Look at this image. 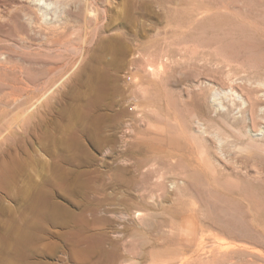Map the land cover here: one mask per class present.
Segmentation results:
<instances>
[{
  "label": "bare ground",
  "instance_id": "6f19581e",
  "mask_svg": "<svg viewBox=\"0 0 264 264\" xmlns=\"http://www.w3.org/2000/svg\"><path fill=\"white\" fill-rule=\"evenodd\" d=\"M153 1L134 0L142 8L150 6ZM113 2L114 0H0V87L4 88L3 94H0L2 111L4 109L0 114V191H5L10 198L15 197L18 205L17 209L7 206L0 197V264H48L49 262L29 261L34 258L31 255H45L47 251L54 254L61 248L66 250V257L63 260L61 258L59 264H70L73 260L75 264H117L123 256L122 251L128 250L126 243L131 236H145L152 241L147 248L145 241H142L138 256L154 263L264 264V253L258 251L259 247L254 249L223 239L210 244L202 240L196 241L193 227L195 217L183 218L188 227L175 245L166 242L161 237L160 228L151 225L156 215L152 213L146 216L143 212L159 210L157 195L153 192L144 195L138 189L132 194L134 179L128 177V169H117L110 184L104 179H96L92 170L82 169L93 158L88 152L90 150L87 151L88 148L83 145L84 136L90 137L101 147L105 142H115L116 138L106 136L110 134L104 135L102 131L110 121L111 126L117 127L115 125L121 112L105 114L104 108L108 107L104 106L111 107L113 102H106L108 96L121 91L116 82V70L125 63L127 52L135 49L134 44L126 37L130 31L123 25L126 21L122 22L121 36L111 35L112 30H115L112 26L116 22L112 25L107 19L110 18ZM117 2L123 3V0ZM197 8V22L218 15H237L226 4ZM117 23L120 22L117 20ZM249 24L257 27L253 21ZM82 26L89 29L91 35L79 37ZM77 35L79 42L71 44ZM12 37H17L20 43ZM139 45L149 48L151 43L141 42ZM108 54L111 56L110 60H107ZM145 59L151 62L149 57ZM151 63H147L146 68L150 76L156 78L165 72L163 64L155 66ZM260 81V85L264 87V82ZM145 82L152 83L150 78H146ZM202 86L200 88L199 84L194 83L185 89L187 91L180 89L179 92L185 105L192 107L198 115H201L204 105L207 106L206 116L214 120L222 116L231 118L230 123L233 124L240 122L239 120L244 121V124L253 123L256 116L264 120V92L260 91L259 94L256 89L249 96L232 87L221 91L215 88L203 98ZM193 89L199 91L195 98L191 97ZM228 100H231V106L227 103ZM127 122L126 134L124 131L127 128L120 133V147L124 148L132 142L131 156L144 152L143 156L147 154V164L151 161L156 172V167L170 168L168 172L162 171L158 176L164 189L161 197L166 195L163 202L170 203L171 195L181 185L198 182L214 190L212 192L216 197H223L237 207L245 206L244 209L247 208L255 221L264 224V205L252 193L246 195L238 191L235 186L237 182L233 179L241 173V178L244 174L246 178L264 181V163L256 156L249 159L251 168L244 162L245 159L238 160L237 157L227 155L223 147L229 137L224 138L217 132L218 129L214 131V127L206 125L200 117L195 119V126L191 127L183 114L177 113L171 122L174 131L168 127H157L145 129L142 136L134 135L131 120ZM248 126L245 127V136L248 135L252 141L264 138V125L258 127V130L252 129L254 125ZM209 135L215 140L214 149L216 147L224 161L218 159V154H213L208 147L199 145L205 140L209 142ZM136 140L138 143H134ZM231 145L234 146V143ZM42 152L50 155V164L43 162ZM224 163H230L231 169L236 170L238 176L233 175L230 167H226ZM45 166L49 168L50 174L43 177ZM133 167L139 170L141 165L136 163ZM30 168L34 173L29 171ZM20 183L26 186L19 185ZM108 186L118 188L121 194L110 197L107 193ZM60 194L68 199L77 198L75 204L79 210H72L61 199L59 201L57 198ZM214 202L216 203L215 200ZM112 204L125 205L128 210L114 211L109 207ZM133 208L136 209L132 211ZM211 211L214 213V208ZM217 221L212 220L211 223ZM221 221L220 219L219 222ZM138 222L149 226L141 229ZM209 224L206 223L212 228V224ZM225 227L224 230L229 234L227 225ZM51 237L58 238L59 241L47 242ZM26 258L32 259L28 261Z\"/></svg>",
  "mask_w": 264,
  "mask_h": 264
},
{
  "label": "rangeland",
  "instance_id": "374dc122",
  "mask_svg": "<svg viewBox=\"0 0 264 264\" xmlns=\"http://www.w3.org/2000/svg\"><path fill=\"white\" fill-rule=\"evenodd\" d=\"M117 1L122 0H114L112 4L113 7H110V18L107 19L109 21L105 20V23L109 22V24L114 25V22H116V24L112 26L115 30H112L111 32V35L114 37L122 35L123 28L121 26L124 25L128 28L130 31L126 34V37H128L127 39L134 44L135 49L133 51H128L129 53L127 52L126 61L125 63H122L124 65L121 64L122 67L120 66V68L116 70V82L121 88V91L118 94L115 93L108 96L106 102L109 103L112 101L113 105L111 107L106 105L104 106L108 107L104 108L105 114L111 115L116 111L121 112V116L116 122L118 125H115L117 127L111 126L110 121L109 124H107L108 122L106 123V127L103 128L104 131H102L105 133H103L104 135L110 134L106 136L116 138L115 142H108L110 145L105 142L101 147L99 144H95L93 139L91 140L90 137L89 139L88 136H84L82 139L83 145L86 146V149L88 148L87 151L90 150L88 152L93 158H91L88 162L89 164L83 166L82 169L92 170V175L96 179H104L109 184L115 176L114 174L117 169H128V177L130 176L134 179V186L131 191L132 194H135L134 191L138 189L144 195L151 194L152 192L157 195V201L160 205L157 209L159 210L156 209V212L143 210V212L146 216H150L152 213L156 215L151 225L159 227L161 237L172 245L177 243L180 235H182L188 227L184 223L183 218L195 217V225H193V227L195 228L194 237L196 241H203L206 244H210L215 240L223 239L226 242H237V244L241 245L245 244L246 246L254 249L259 247L258 251L261 250L260 252L264 253V236H262L264 234V224L260 223L258 220L255 221L253 216L251 217L252 214L250 215L247 208L244 209L245 206L241 207V205H238L237 207L236 204L229 203L223 197H216L214 192H212L214 190H211L207 186H203L198 182H190L189 185H181L174 194L176 197L170 194V203H166V201L163 202L166 195L163 196L164 198L161 197V195L164 194V189L158 181V176L162 171L168 172V169H170L169 166L156 167V172L152 168L151 161L147 164L148 160H145V156L147 154L143 156L144 152L141 153L142 155L137 153L135 156H131L130 153L133 146L132 142H129V145L124 148L119 145L120 133H123V131L127 128L124 131L126 134L128 130V125L125 124L128 123L127 121L131 120L136 133H134V135L142 136L145 133V129H155L157 127H168L174 131V126L171 122L174 121V117L177 113H182L191 127L195 126V119L200 117L205 121L206 125L208 124L214 127V131L218 129L217 132H220L224 138L228 139L227 137H229L228 140L225 139L226 146L224 145L223 147V149L225 148L224 152L226 154L228 153L227 155L233 158L237 157L236 159L238 160L245 159V161H243L248 163L250 167L251 164L249 163V159L253 156H256L264 163V138H262L263 140L253 139L252 141L248 135L245 136V127L248 125V127H252L254 125L252 129L254 130L256 128L258 130V127L264 125L263 118L259 119L256 116L257 119H254V121L256 120L255 122H245V124L244 121L241 122L242 120H239L240 122H236V124L230 123L232 119H227L225 116L215 118L214 120L206 116L207 106L203 105V111H200L201 115H198L192 107H188V104L185 105V102H183L184 99H182L179 95L180 89L187 91L185 89H188L191 87V84L194 83L199 84L200 88L203 85L201 89L202 92L200 91L203 98L207 97L211 90H214L215 88H218V90L220 89L219 91H221L227 89L229 90L232 87L240 93L242 91L246 95H252L256 89H258L257 91L259 94L264 92V87L260 85V80L264 82V29L262 28L264 27V17H262L264 14V0H154L153 3L151 2L150 6L145 8L140 7V5L134 2V0H123V3L121 2L123 5ZM126 1H128V3ZM223 4L228 6L230 5L233 8V12L235 11L234 13L237 15H218L213 16V18L210 17L209 19L207 18L206 20H200L197 22V12L195 13L198 9L197 7H218ZM158 14L160 17L157 16ZM118 15L120 18H118ZM111 17L114 18L112 19ZM162 19L164 21L161 23ZM117 20L120 22L119 24L117 23ZM250 21H253L257 27L250 26ZM122 22H124V24ZM78 26L80 27V25ZM84 29L85 27L82 26L81 31L79 32V37L91 35V31L89 29ZM79 37L78 35L75 36L74 39L76 40H74L75 42L73 41L71 44H77L79 42ZM12 38L14 41L16 40L19 42L17 37ZM141 42L151 43V46L149 48H142L141 45H139ZM109 55L110 54H108L107 60L111 59V56ZM148 57L153 63L145 59ZM147 63H151L155 66L163 64L165 72L156 78L152 77L146 70L148 65ZM146 78L147 80L150 78L152 83H146ZM255 82L258 83L256 84ZM253 83H255V85H252ZM3 89L4 88L0 87V94H3ZM198 92L199 91L197 89H193L191 97L195 98L196 95H198ZM230 101L228 100L227 103L231 106L232 102ZM2 106L3 105L0 104V114L4 111V109L2 111ZM211 128H209V130L213 131ZM114 135L117 137H114ZM207 139L209 142H206L205 140L199 143V145L204 146L205 148L208 147L211 151H213V154H218V156L216 155L218 159L221 158L220 160H223L220 154L217 153L216 147L214 149L216 143L215 140H213L212 135H209ZM134 143H138L137 140ZM233 143L234 146L231 145ZM97 146H99L100 150ZM244 147L247 148L244 149ZM42 154L43 156H41V158L43 159V162L45 164H50V155L45 152H42ZM136 163L141 165L139 170H135L133 167ZM224 164L226 167L228 166L231 169L232 166L230 163L228 165L226 163ZM248 165L247 167H249ZM48 169L49 168L46 167L43 174L41 173L43 177L46 174H50ZM232 170L233 169H231L230 172L233 175H236V170ZM29 171L33 172L32 168H30ZM240 174L239 176H241ZM239 176L237 178H233L235 182H237V185H235L237 190L242 193H246V195L253 194L252 196H254L261 205H264V181L260 182L252 178H246L247 176L244 174H242V176H246L245 178H241ZM39 178L40 177H37V179ZM21 183L19 185H22ZM22 186H26V184ZM190 186H192V188H190ZM0 192L2 193L0 197L3 199L2 201H4L3 203L5 205H11L14 209L18 208L15 197L10 198V195L7 196L8 194L5 191ZM107 193L110 197H113L120 195L121 190L108 186ZM65 198L67 197L60 194L57 199L59 201L61 199V202L65 204V206L68 205L67 207L70 209L76 211L79 210V208H77L78 206L75 204L76 200H78L77 198H67L68 200ZM109 207L114 211L128 210L125 205L112 204ZM213 208L214 213L211 211ZM135 209L136 208H133L132 211ZM243 210L247 211L244 212ZM201 212H204L203 217L201 216ZM216 219L218 220L216 223H211L212 220L216 221ZM220 219L222 220L221 222H219ZM138 223H140V225H138L139 227L141 226V229H146L149 226L143 222ZM206 223L212 224V228L208 227ZM214 224H216L217 227ZM223 225L224 227H221ZM226 225L227 229L230 231L229 234L228 231L224 230ZM53 240L59 241L58 238L56 239L53 237L52 239L51 237L47 242ZM142 241H145L144 244L146 243V248L152 243V241L150 242L148 237L145 236L142 238L132 236L129 237L126 243L128 245L126 250L128 249L129 252H127L128 250H123V256L119 259L117 264H135V262L138 264H162L160 261L154 263L148 258L142 259L138 256L141 251L139 247H141ZM65 251L66 250H64V248H61L54 254L48 253L47 251L45 255H31L32 258L34 257L35 259H26H28V261L29 259H32L29 261L31 263L49 262L50 264H59L66 257ZM71 262L72 263L70 264H75L74 260Z\"/></svg>",
  "mask_w": 264,
  "mask_h": 264
}]
</instances>
